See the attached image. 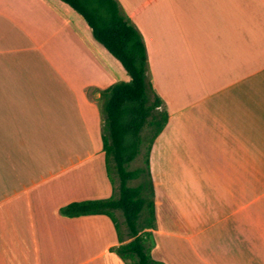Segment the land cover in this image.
Instances as JSON below:
<instances>
[{
	"label": "crops",
	"instance_id": "0c3cea01",
	"mask_svg": "<svg viewBox=\"0 0 264 264\" xmlns=\"http://www.w3.org/2000/svg\"><path fill=\"white\" fill-rule=\"evenodd\" d=\"M117 2L169 112L149 153L151 256L264 264V0ZM112 57L62 0H0V264H124L121 221L118 238L104 214L60 213L112 192L99 97L126 80Z\"/></svg>",
	"mask_w": 264,
	"mask_h": 264
},
{
	"label": "trees",
	"instance_id": "16d2710c",
	"mask_svg": "<svg viewBox=\"0 0 264 264\" xmlns=\"http://www.w3.org/2000/svg\"><path fill=\"white\" fill-rule=\"evenodd\" d=\"M62 1L83 17L94 39L121 63L129 79L110 84L99 97L102 152L111 194L70 202L60 208V213L68 217L104 214L111 219L119 238V212L128 239L120 240L115 248L117 255L131 264H165L151 256L148 243L156 220L149 153L169 112L161 106L150 76L144 40L122 14L117 0ZM143 148V165L131 168Z\"/></svg>",
	"mask_w": 264,
	"mask_h": 264
},
{
	"label": "rangeland",
	"instance_id": "374dc122",
	"mask_svg": "<svg viewBox=\"0 0 264 264\" xmlns=\"http://www.w3.org/2000/svg\"><path fill=\"white\" fill-rule=\"evenodd\" d=\"M112 59L113 60H115L116 61V59L115 58H113L112 57ZM117 62V61H116ZM119 64V63H118ZM121 68H122V70H124L123 69V67L121 66V65H119ZM124 72V74H125V77H126V80L129 78V76L127 75V73L125 72V71H123ZM143 152H144V148L142 149V153H140L139 155H138V157L131 163V168H135V167H137V166H142L143 165ZM132 184H135L136 183V181H132L131 182ZM118 214V217H119V220L121 221V223L124 225V223H123V217H122V215L118 212L117 213ZM126 227V226H125ZM124 264H131L128 260H124Z\"/></svg>",
	"mask_w": 264,
	"mask_h": 264
}]
</instances>
